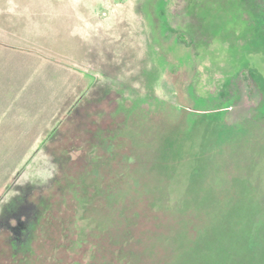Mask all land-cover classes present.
<instances>
[{"label":"rangeland","instance_id":"rangeland-1","mask_svg":"<svg viewBox=\"0 0 264 264\" xmlns=\"http://www.w3.org/2000/svg\"><path fill=\"white\" fill-rule=\"evenodd\" d=\"M86 1L0 89V264H264V0Z\"/></svg>","mask_w":264,"mask_h":264},{"label":"crops","instance_id":"crops-1","mask_svg":"<svg viewBox=\"0 0 264 264\" xmlns=\"http://www.w3.org/2000/svg\"><path fill=\"white\" fill-rule=\"evenodd\" d=\"M21 1L23 2L16 6L18 10L14 12L15 14L12 11L16 8L12 4L0 7V80L3 81L0 83V89L5 90L7 83H12L10 79L14 77L16 78L15 83H17L16 88H14L16 91L24 89L25 83H31L34 79L39 84L37 88L54 91L50 86H47L48 83L45 84V81L40 80L41 78H31L33 77L32 73H35L36 76L41 75V72L36 73L41 68L51 69V72L55 71L59 74L64 73L66 78L70 77L69 83L71 84V76L79 72L62 65V63L49 60L51 58L50 52L54 50L53 43L56 41L51 35V28L55 29L54 22L51 21V12H55L53 10H56V7L64 9L65 5H68L72 12L73 10L77 11L79 17L83 21H87L85 25H91L88 22V16H96V11L100 9L94 4L90 6L86 0H32L31 2L36 7L40 8L43 5L53 9L47 10L46 19L41 20L37 18L36 13L38 11L34 10L35 6L31 7L30 0ZM78 1L80 5L76 3ZM82 9L86 12L85 16L87 17L81 14ZM24 16H26L25 20ZM12 18H15V21H12ZM20 18H23L22 21L19 20ZM46 22H48V33L40 36L41 29L37 33V26H44ZM22 23L24 24L23 30L21 29ZM4 75H7V78L3 77ZM64 86H67L66 83ZM70 98L71 94L66 96L65 100Z\"/></svg>","mask_w":264,"mask_h":264},{"label":"trees","instance_id":"trees-1","mask_svg":"<svg viewBox=\"0 0 264 264\" xmlns=\"http://www.w3.org/2000/svg\"><path fill=\"white\" fill-rule=\"evenodd\" d=\"M179 39H180L179 41H181L183 45L188 46V44H187L186 42H184V40H183L184 38L179 37ZM248 210H249V209H248ZM253 213L256 214V211L253 210ZM248 227L251 228V230H252V227H250V225H248ZM263 256H264V252H263V254L261 255V258H262Z\"/></svg>","mask_w":264,"mask_h":264}]
</instances>
